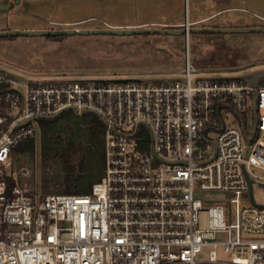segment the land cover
<instances>
[{
  "label": "built area",
  "instance_id": "obj_1",
  "mask_svg": "<svg viewBox=\"0 0 264 264\" xmlns=\"http://www.w3.org/2000/svg\"><path fill=\"white\" fill-rule=\"evenodd\" d=\"M25 79L0 66V264H264V84L243 77ZM93 116L104 167L37 193L15 148ZM259 171H262L260 173ZM248 178L252 180V197ZM220 192L214 204L200 192Z\"/></svg>",
  "mask_w": 264,
  "mask_h": 264
},
{
  "label": "rangeland",
  "instance_id": "obj_2",
  "mask_svg": "<svg viewBox=\"0 0 264 264\" xmlns=\"http://www.w3.org/2000/svg\"><path fill=\"white\" fill-rule=\"evenodd\" d=\"M2 29L189 26L246 27L264 24V0H0ZM248 24V25H247ZM56 37V38H54ZM196 77H247L264 72V32L187 34H68L0 37V66L25 79H184L185 59ZM35 156L15 151L31 168L21 183L37 193L87 189L104 167L102 138L93 116L62 120L34 136ZM74 158L67 159L68 151ZM262 173V171H259ZM254 197L262 193L254 187ZM210 204L220 192H200Z\"/></svg>",
  "mask_w": 264,
  "mask_h": 264
},
{
  "label": "water",
  "instance_id": "obj_3",
  "mask_svg": "<svg viewBox=\"0 0 264 264\" xmlns=\"http://www.w3.org/2000/svg\"><path fill=\"white\" fill-rule=\"evenodd\" d=\"M19 0H16L18 2ZM10 8V4L0 5V10ZM213 32V33H233V32H264V26H246V27H216V26H189L186 22L179 28H161V27H124V28H59V29H2L0 37H11L16 35H68V34H187L188 32ZM252 83L264 84V72L253 73L245 77ZM249 194L252 197V180L248 178Z\"/></svg>",
  "mask_w": 264,
  "mask_h": 264
},
{
  "label": "trees",
  "instance_id": "obj_4",
  "mask_svg": "<svg viewBox=\"0 0 264 264\" xmlns=\"http://www.w3.org/2000/svg\"><path fill=\"white\" fill-rule=\"evenodd\" d=\"M168 28V27H167ZM170 28V27H169ZM176 28V27H174ZM173 28V29H174ZM178 28V27H177ZM50 37H53V36H50ZM56 38V37H54ZM67 119H70V120H78V119H74V118H65L63 120H67ZM81 120V119H80ZM85 120V119H83ZM59 122V121H58ZM94 122L99 126V131H100V135H101V138H102V128L101 126L97 123V120L94 118ZM52 123H57V122H52ZM52 123H47L45 124L43 127H47V125H50ZM102 150H103V139H102ZM15 151L20 153V154H27L29 155L30 157H34L35 156V152H36V143H35V138L34 137H31V138H28L24 141H22L16 148H15ZM68 155H67V159L69 158H74L73 156V153L72 151H68ZM72 156V157H71ZM89 183H91V181H89ZM88 183V185H89ZM88 187V186H87ZM86 190V189H84ZM75 191H83V190H75Z\"/></svg>",
  "mask_w": 264,
  "mask_h": 264
},
{
  "label": "crops",
  "instance_id": "obj_5",
  "mask_svg": "<svg viewBox=\"0 0 264 264\" xmlns=\"http://www.w3.org/2000/svg\"><path fill=\"white\" fill-rule=\"evenodd\" d=\"M187 23H188V25H189V22L187 21ZM248 25V24H247ZM251 26H256V25H254V24H252ZM258 26H264V24L263 25H258Z\"/></svg>",
  "mask_w": 264,
  "mask_h": 264
}]
</instances>
